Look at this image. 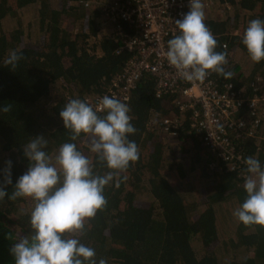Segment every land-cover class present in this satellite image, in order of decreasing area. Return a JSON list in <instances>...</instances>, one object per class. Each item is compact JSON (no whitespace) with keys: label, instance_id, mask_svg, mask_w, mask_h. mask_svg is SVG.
Wrapping results in <instances>:
<instances>
[{"label":"trees","instance_id":"obj_1","mask_svg":"<svg viewBox=\"0 0 264 264\" xmlns=\"http://www.w3.org/2000/svg\"><path fill=\"white\" fill-rule=\"evenodd\" d=\"M221 1L230 8L204 12V23L232 76H215L251 96L264 89V60L249 58L241 35L249 20L264 19V0ZM115 4L0 0V106L10 105L0 112V169L12 161L13 184L28 166L23 145L37 135L47 140L44 150L53 163L59 146L72 142L96 174L110 171L89 150L87 134L70 140L59 110L71 98L95 104L132 56L133 50L122 46L135 29L112 17ZM17 49L22 57L16 66L5 65ZM114 96L130 108L136 131L128 139L136 143L139 157L105 186L106 205L86 219L78 234L95 249V258L107 264H264V226L244 225L232 215L246 196L245 158H257L264 166V118L253 134L246 129L235 139L243 159L230 169L190 127V111L180 112L176 105L179 94L156 95V77L150 73L137 80L127 101ZM178 114L179 129L167 137L159 121ZM5 187L13 191L12 185ZM32 207L31 198L0 200V264H14L9 249L31 234Z\"/></svg>","mask_w":264,"mask_h":264},{"label":"clouds","instance_id":"obj_2","mask_svg":"<svg viewBox=\"0 0 264 264\" xmlns=\"http://www.w3.org/2000/svg\"><path fill=\"white\" fill-rule=\"evenodd\" d=\"M204 12L201 0H188V11L174 22L177 34L167 41L169 65L189 82L203 81L209 71L225 78L232 76L224 67L225 53L215 51L216 39L204 23ZM241 43L253 62L264 60V19L248 21ZM21 57L20 50H12L4 63L14 68ZM9 110L10 105L0 106V112ZM129 112V106L114 95L100 97L95 108L86 100L71 98L59 110L63 127L71 131L70 140L75 141L81 133L90 137L89 150L110 169L103 175L93 171L92 162L72 142L59 146L53 163L44 150L47 140L43 135L23 145L28 166L14 184L12 161H6L0 169V200L7 196L33 201L31 234L19 238L9 249L14 264H107L104 258H95V249L82 243L78 234L86 219L106 205L105 186L139 157L136 143L128 139L136 131ZM244 164L246 196L232 215L244 225L264 226V166L254 157H246ZM5 185H12L13 191L8 193Z\"/></svg>","mask_w":264,"mask_h":264},{"label":"built area","instance_id":"obj_3","mask_svg":"<svg viewBox=\"0 0 264 264\" xmlns=\"http://www.w3.org/2000/svg\"><path fill=\"white\" fill-rule=\"evenodd\" d=\"M111 7L112 17L129 22L135 29L127 36L122 48L133 50L121 73L113 79L109 92L96 98L94 107L103 95H116L129 99V89L145 73L156 77V95L178 93L176 105L182 111H190V127L201 134L208 150L217 154L228 168H235L243 154L236 138L255 132L264 118V89L244 95L231 82L221 84L214 71H209L203 81H185L170 66L165 53L167 41L177 34L175 20L188 11V0H115ZM203 11L224 12L230 8L221 0H201ZM109 10H107V13ZM122 83L125 87L122 88ZM125 88V89H124ZM246 114L240 115L242 109ZM181 114L168 116L159 121L161 131L168 136L179 129Z\"/></svg>","mask_w":264,"mask_h":264}]
</instances>
